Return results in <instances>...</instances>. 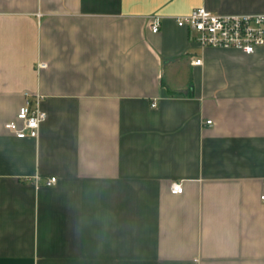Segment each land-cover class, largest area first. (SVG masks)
I'll return each instance as SVG.
<instances>
[{
	"label": "crops",
	"instance_id": "obj_1",
	"mask_svg": "<svg viewBox=\"0 0 264 264\" xmlns=\"http://www.w3.org/2000/svg\"><path fill=\"white\" fill-rule=\"evenodd\" d=\"M199 6L264 13L0 0V264H264V46L202 45L175 19ZM37 96L47 117L18 138Z\"/></svg>",
	"mask_w": 264,
	"mask_h": 264
},
{
	"label": "built area",
	"instance_id": "obj_2",
	"mask_svg": "<svg viewBox=\"0 0 264 264\" xmlns=\"http://www.w3.org/2000/svg\"><path fill=\"white\" fill-rule=\"evenodd\" d=\"M175 19L179 26L186 27L195 34L196 40L204 46L237 48L248 54L264 46V13L221 14L199 6ZM153 20L152 31L157 32L160 23L157 18ZM194 63L200 64L202 59L198 58ZM45 65L46 63H41L40 67ZM46 117L47 113L40 106V96H37L35 102L27 98L16 119L9 121L6 126L18 138L36 137ZM207 123H212V120H207ZM56 181L57 178L52 176L46 180V184L52 185ZM183 189L179 180L170 184V190L174 194L183 192ZM261 198L264 200V194Z\"/></svg>",
	"mask_w": 264,
	"mask_h": 264
}]
</instances>
